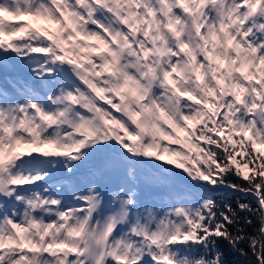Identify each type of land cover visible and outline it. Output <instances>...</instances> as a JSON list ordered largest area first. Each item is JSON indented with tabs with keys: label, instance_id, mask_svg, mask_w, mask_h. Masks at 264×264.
<instances>
[{
	"label": "snow or ice",
	"instance_id": "6c2138e0",
	"mask_svg": "<svg viewBox=\"0 0 264 264\" xmlns=\"http://www.w3.org/2000/svg\"><path fill=\"white\" fill-rule=\"evenodd\" d=\"M222 242L264 264V0H0V264Z\"/></svg>",
	"mask_w": 264,
	"mask_h": 264
},
{
	"label": "trees",
	"instance_id": "16d2710c",
	"mask_svg": "<svg viewBox=\"0 0 264 264\" xmlns=\"http://www.w3.org/2000/svg\"><path fill=\"white\" fill-rule=\"evenodd\" d=\"M235 182H240L239 180H236L235 177L232 178ZM225 199L228 202H231L233 206L236 205L238 200H245L250 201L252 203H255V198L252 196H244L242 193H236L232 192L229 189H222L220 192V195L217 197V199ZM249 231H252L250 228ZM221 247L226 253V260L228 264H249V260H254L255 258L251 256V251L249 249V256L244 257L241 256L237 251L231 248L230 245L227 244V242H222ZM241 247H244L247 249V244H242Z\"/></svg>",
	"mask_w": 264,
	"mask_h": 264
},
{
	"label": "bare ground",
	"instance_id": "6f19581e",
	"mask_svg": "<svg viewBox=\"0 0 264 264\" xmlns=\"http://www.w3.org/2000/svg\"><path fill=\"white\" fill-rule=\"evenodd\" d=\"M21 71L24 72L25 74H28L27 69H21Z\"/></svg>",
	"mask_w": 264,
	"mask_h": 264
}]
</instances>
